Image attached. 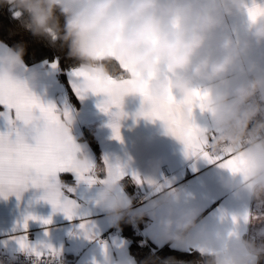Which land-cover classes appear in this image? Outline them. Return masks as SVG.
<instances>
[{
	"label": "clouds",
	"instance_id": "clouds-1",
	"mask_svg": "<svg viewBox=\"0 0 264 264\" xmlns=\"http://www.w3.org/2000/svg\"><path fill=\"white\" fill-rule=\"evenodd\" d=\"M3 4L15 9L14 18L33 35L53 45L59 43L69 59L94 77L135 79L137 83L150 78V96L157 104L166 99L169 89L181 99L197 90L207 93L202 112L210 123L200 127V142L222 161L242 159L243 167L231 171L228 187L264 203V74L240 80L234 87L228 78L232 69L242 65L253 42L264 45V12L254 18L249 15L250 8L261 5L249 0H0ZM233 9L246 14L251 40L225 36L219 54L211 50L201 54L210 34L224 26ZM24 55L25 48L19 45L0 56V93L30 91L22 77ZM248 71H256V66ZM127 96L139 94L129 91L123 99ZM192 116L193 112L185 114L188 120ZM36 119L35 114H26L18 122L28 130ZM73 122L61 118L53 131L55 145L62 156L73 157L76 169L101 184L102 207L119 220L130 209V201L117 195L123 179L119 166L97 165L84 146L69 141ZM41 139L32 136L33 143ZM197 215L189 209L175 220L162 221L165 239L200 249V264H261L264 260V244L236 234L223 242L203 231L193 234Z\"/></svg>",
	"mask_w": 264,
	"mask_h": 264
},
{
	"label": "crops",
	"instance_id": "crops-1",
	"mask_svg": "<svg viewBox=\"0 0 264 264\" xmlns=\"http://www.w3.org/2000/svg\"><path fill=\"white\" fill-rule=\"evenodd\" d=\"M249 3L264 6V0H249ZM225 36L236 41L251 40L245 13L233 9L232 14L225 17L224 26L210 34L201 54L209 50L219 54V45ZM12 49L0 40V56ZM53 63H57V67L53 68ZM252 65L256 66V71L249 72ZM241 67L245 70L243 73ZM59 71L56 60L44 59L35 63L24 60L22 77L30 92L42 103H52L61 109L67 106L74 121L70 136L87 149L97 165L103 166L102 162H106L119 166L123 179L122 191L117 195L130 201L126 214L146 217L143 232L155 245L169 243L176 249H194L166 240L161 226L162 221L175 220L189 209L198 213L193 234L203 231L207 237L219 242L236 234L257 245L264 244V237L253 238L251 235L252 229L264 227V203L258 204L246 193L237 194L228 187L232 173L221 167L220 161L210 162L199 155H186L184 145L166 133L162 121L137 115L142 103L139 96L123 99V116L115 115L117 109L102 112L98 107L105 99L102 95L87 93L83 99L73 101ZM261 74H264V45L257 46L253 42L242 65L232 69L228 78L234 87L240 80ZM71 80L70 70L69 83ZM176 97L180 99L178 95ZM192 119L201 128L210 123L208 115L198 107L194 109ZM112 124L119 125V140L114 138ZM4 130L5 122L0 120V131ZM87 132L96 139L99 151L87 137ZM98 175L102 180L103 173ZM59 179L73 189L71 192L64 190V196L73 202L72 219H68L63 211H54L52 205L41 198L42 188L29 185L18 195L10 194L6 199L0 196L2 250L24 254L14 238L23 234L20 226L31 214L41 219L50 218L51 223L28 221V240L32 244L51 245L59 250V257L67 255L73 264H136L130 254V240L121 231L120 219H114L102 207L101 184L77 181L70 174H61ZM253 216L256 217L254 221ZM81 224L85 227L81 228ZM104 235L106 238L102 237Z\"/></svg>",
	"mask_w": 264,
	"mask_h": 264
},
{
	"label": "snow or ice",
	"instance_id": "snow-or-ice-1",
	"mask_svg": "<svg viewBox=\"0 0 264 264\" xmlns=\"http://www.w3.org/2000/svg\"><path fill=\"white\" fill-rule=\"evenodd\" d=\"M258 12H264V7L254 5L249 9V15L253 18ZM52 67H57V63H53ZM71 77L70 86L77 98L83 99L87 93L102 95L105 99L98 105L99 109L105 113L117 109V116L125 115L122 111L125 94L129 91L137 92L142 98L137 115L153 121H162L166 133L184 145L186 155H199L210 162L220 161L221 167L234 173L241 171L244 164L242 159L227 158L222 161L220 157H213L207 145L199 140L201 128L193 119L185 118L186 113L193 112L197 107L201 111L204 109L207 93L197 90L188 98L177 99L169 89L166 99L157 104L150 96V78H143L140 83L135 79L126 78L120 81L115 78L100 79L78 66L71 69ZM0 107L3 109L0 111V120L5 122L6 129L0 131V196L6 199L10 194L18 195L29 185L42 188L44 193L41 198L49 202L54 211H63L68 219H72L73 202L64 196V190L71 192L73 189L62 184L60 175H74L77 181L86 180L88 183H94L96 179L76 169L73 157L62 156L55 145L53 131L59 127L62 117L71 118L69 109L67 106L61 109L52 103L44 104L30 91L16 90L0 93ZM26 114H35L37 117L28 130L18 122L19 118ZM111 127L114 138L119 140V125L112 124ZM34 135L42 137L39 143L32 142ZM68 140H72L70 135ZM118 171L122 175L119 167ZM30 220H40L45 225L51 223L50 218L41 219L31 214L26 216L20 226L23 234L14 238L18 248L25 254L34 256L36 264H41L42 261L44 264H54L60 255L59 250L43 243L32 244L28 240L26 230ZM80 227L85 226L81 224Z\"/></svg>",
	"mask_w": 264,
	"mask_h": 264
},
{
	"label": "trees",
	"instance_id": "trees-1",
	"mask_svg": "<svg viewBox=\"0 0 264 264\" xmlns=\"http://www.w3.org/2000/svg\"><path fill=\"white\" fill-rule=\"evenodd\" d=\"M15 9L9 5H0V40L15 49L19 45L25 48L24 60L35 63L44 59L56 60L59 65V77L66 86L70 98L77 102L68 81V74L77 62L69 59L66 48L59 43L53 45L48 39L35 36L27 30L20 19L14 18ZM87 137L99 151L96 139L87 132ZM146 217L124 214L119 221L123 235L130 240L129 250L136 264H200L201 252L195 249H176L169 243L155 245L143 232ZM264 264V260L261 261Z\"/></svg>",
	"mask_w": 264,
	"mask_h": 264
},
{
	"label": "built area",
	"instance_id": "built-area-1",
	"mask_svg": "<svg viewBox=\"0 0 264 264\" xmlns=\"http://www.w3.org/2000/svg\"><path fill=\"white\" fill-rule=\"evenodd\" d=\"M102 237L106 238L105 235ZM0 264H36V260L34 256H30L25 253L18 255L2 250V243L0 239ZM41 264H44V262L42 261ZM54 264H73V261L70 257L64 255L62 257H58L54 261Z\"/></svg>",
	"mask_w": 264,
	"mask_h": 264
},
{
	"label": "rangeland",
	"instance_id": "rangeland-1",
	"mask_svg": "<svg viewBox=\"0 0 264 264\" xmlns=\"http://www.w3.org/2000/svg\"><path fill=\"white\" fill-rule=\"evenodd\" d=\"M251 235L253 238L255 237H264V227L263 228H254L251 231Z\"/></svg>",
	"mask_w": 264,
	"mask_h": 264
}]
</instances>
